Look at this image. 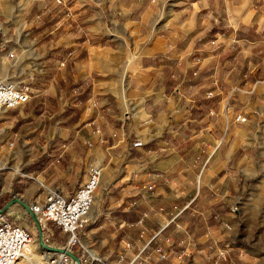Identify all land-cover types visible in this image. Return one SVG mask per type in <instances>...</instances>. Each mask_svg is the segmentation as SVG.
<instances>
[{
  "label": "crops",
  "instance_id": "1",
  "mask_svg": "<svg viewBox=\"0 0 264 264\" xmlns=\"http://www.w3.org/2000/svg\"><path fill=\"white\" fill-rule=\"evenodd\" d=\"M63 2L0 0V77L29 94L0 110V207L69 196L99 166L88 251L264 264V207H240L253 181L264 201L251 160L264 141V0Z\"/></svg>",
  "mask_w": 264,
  "mask_h": 264
},
{
  "label": "built area",
  "instance_id": "2",
  "mask_svg": "<svg viewBox=\"0 0 264 264\" xmlns=\"http://www.w3.org/2000/svg\"><path fill=\"white\" fill-rule=\"evenodd\" d=\"M53 2L65 5L63 0H53ZM66 14L69 15L68 8ZM35 19L38 20L39 16H35ZM18 41L19 36L14 43ZM5 58H14L13 53L7 52ZM32 79L33 76L28 75L26 82ZM27 86L23 81L17 84L12 78L0 77V110L14 109L27 102L29 98ZM235 121L245 123L246 117L238 114ZM131 145L139 147L141 142L136 141ZM99 175L100 167L92 166L85 180L69 196H62L52 190L46 194L43 201L27 204L39 224L41 241L49 248L38 243L36 226L27 211L24 210L17 219V221L26 219L22 222L8 219L5 213H0V264H16L20 259L27 258L28 252L25 247L31 242H35L40 249L44 264H122L121 258L116 263L109 262L95 252L83 250L85 248L78 249L75 246L77 232L86 223L87 212L92 206ZM233 210H237V207L234 206ZM55 228L59 232L57 238L54 237ZM63 238L64 240L61 241ZM69 254H73L77 262L72 263ZM220 257L224 258V253H220Z\"/></svg>",
  "mask_w": 264,
  "mask_h": 264
},
{
  "label": "rangeland",
  "instance_id": "3",
  "mask_svg": "<svg viewBox=\"0 0 264 264\" xmlns=\"http://www.w3.org/2000/svg\"><path fill=\"white\" fill-rule=\"evenodd\" d=\"M49 13V12H48ZM16 35H18V36H20V39H23L24 38V33H25V30H22V28H21V26H15V32H14ZM7 61H5V59L4 58H1L0 59V63H1V65L6 69V64H8V63H6ZM2 67V68H3ZM2 69V71L0 70V76H2V74L4 73V71L3 70H5V69ZM255 115H258V112H255ZM246 121H247V118H246ZM251 160H253L254 161V163H256V167H257V169L258 170H260V169H264V141L261 139V138H257V143H256V147H255V149L253 150V159H251ZM242 162H244V158L241 160ZM249 161H250V159H249ZM15 171H17V169L16 168H13V172H15ZM254 178H256L257 176L258 177H263L264 176V174H262L261 172H259V171H256V172H253V175H252ZM255 181H253V183L250 185V188H249V190H248V195H247V198H245L243 201H242V203L240 204V207L241 208H243V207H245V204L246 203H248L250 206H254V207H256V208H263L264 207V201H260V200H256L255 201V199H253L254 198V196H255V192H256V189L257 188H259V185H257V184H255L254 183ZM93 207H96V201H95V203H94V206ZM237 207V209H238V206H236ZM26 219H23V220H18L17 222H22V221H25ZM84 228H81L80 230H78V232H77V241H76V248L78 247L79 248V246H80V248L79 249H83L84 247H83V245L81 244V242L83 243V244H85L86 245V243L87 242H83L82 241V239H81V241H80V238L83 236V238H87V236L86 235H82V230H83ZM54 237L55 238H57L58 236H59V232H58V230L55 228L54 230ZM80 237V238H79ZM64 240V238L61 240V241H63ZM59 241L57 240V243H58ZM83 250H87V249H83ZM37 252V255L39 256H37L39 259L41 258V260L43 261V259H42V257L40 256V249L38 250V251H36ZM98 254V253H97ZM146 258L144 259V261L146 262V260H148V258L147 257H150V255H148V254H145L144 255ZM220 259H223L222 257H220L219 259H218V263L219 264H221V261H220ZM38 260L36 259V260H33L32 262H37ZM44 262V261H43ZM24 264H28V263H26V262H24ZM140 264H141V262H140ZM215 264V263H214Z\"/></svg>",
  "mask_w": 264,
  "mask_h": 264
},
{
  "label": "water",
  "instance_id": "4",
  "mask_svg": "<svg viewBox=\"0 0 264 264\" xmlns=\"http://www.w3.org/2000/svg\"><path fill=\"white\" fill-rule=\"evenodd\" d=\"M12 204H20L21 206H23L24 210L28 212L31 220L33 221V223L36 226V231H37V241L41 246H44L46 248H49L48 246L44 245L41 241V231L39 228V224L35 218V216L29 211L27 204H23L18 198L13 197L11 198L6 204L3 205V207L0 209V213H3L10 205ZM72 263L77 262L76 257L73 254H69Z\"/></svg>",
  "mask_w": 264,
  "mask_h": 264
},
{
  "label": "bare ground",
  "instance_id": "5",
  "mask_svg": "<svg viewBox=\"0 0 264 264\" xmlns=\"http://www.w3.org/2000/svg\"><path fill=\"white\" fill-rule=\"evenodd\" d=\"M95 203V199H93L92 202V206L90 207L89 211L87 212L86 217L89 215H92V211H90L92 209V207L94 206ZM93 210V209H92ZM90 212V213H89ZM26 250L28 252V257L27 258H22L20 259L16 264H24V262L28 263V264H44V262L41 260V258L39 259L37 252L39 250L38 246L36 245L35 242H31L29 243L26 247ZM38 256V257H37ZM38 260L37 262H32L33 260ZM43 259V258H42Z\"/></svg>",
  "mask_w": 264,
  "mask_h": 264
},
{
  "label": "trees",
  "instance_id": "6",
  "mask_svg": "<svg viewBox=\"0 0 264 264\" xmlns=\"http://www.w3.org/2000/svg\"><path fill=\"white\" fill-rule=\"evenodd\" d=\"M7 201H9V199H8ZM7 201H6V202H7ZM6 202H5V203H6ZM5 203H4V204H5ZM2 206H3V205H2ZM2 206H1V207H2ZM1 207H0V208H1Z\"/></svg>",
  "mask_w": 264,
  "mask_h": 264
}]
</instances>
